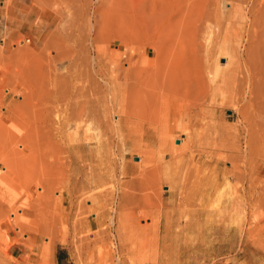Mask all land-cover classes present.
<instances>
[{
    "label": "rangeland",
    "instance_id": "1",
    "mask_svg": "<svg viewBox=\"0 0 264 264\" xmlns=\"http://www.w3.org/2000/svg\"><path fill=\"white\" fill-rule=\"evenodd\" d=\"M58 2L0 0V264H155L165 194L264 264V0Z\"/></svg>",
    "mask_w": 264,
    "mask_h": 264
},
{
    "label": "crops",
    "instance_id": "2",
    "mask_svg": "<svg viewBox=\"0 0 264 264\" xmlns=\"http://www.w3.org/2000/svg\"><path fill=\"white\" fill-rule=\"evenodd\" d=\"M139 185L142 186L143 183L139 182ZM140 201L146 205L147 199ZM179 201L175 194H165L156 220H141V224L134 222L140 239L145 241L143 245L140 242L138 247L129 250L136 260L148 253L155 264H202L216 258H229L230 264H258L242 255L244 248L241 229H228L226 225H215L212 228L204 219V210L184 209ZM143 231L149 232L143 235ZM221 236L223 240L219 239ZM127 261L128 259L118 260L112 254L106 255V259L102 261L93 250L90 264H129ZM56 264L76 263L69 251L62 250L56 253Z\"/></svg>",
    "mask_w": 264,
    "mask_h": 264
},
{
    "label": "bare ground",
    "instance_id": "3",
    "mask_svg": "<svg viewBox=\"0 0 264 264\" xmlns=\"http://www.w3.org/2000/svg\"><path fill=\"white\" fill-rule=\"evenodd\" d=\"M39 1H40V0H39ZM54 1H55V0H54ZM59 1H60V0H59ZM64 1H65V0H64ZM154 1H155V0H154ZM41 2H42V1H41ZM41 2L39 3V6H40ZM57 2H58V0H57ZM58 3L61 4V2H58ZM64 3H65V2H64ZM64 3L62 2L63 6H65ZM155 4H156V3H155ZM155 6H156V5H155ZM42 7H43V6H42ZM42 7H41V8H42ZM59 7H61V6H59ZM59 7H58V8H59ZM58 8H57V9H58ZM61 8H62V7H61ZM129 8H130V7H129ZM134 10H135V9H134ZM154 10H157V8L155 7ZM129 11H130V12H133V11H131L130 9H129ZM135 11H137V10H135ZM135 11H134V12H135ZM152 11H153V10H152ZM130 12H129V13L127 12V14H131ZM135 13H136V12H135ZM135 13H134V14L132 13L130 16H128V18H129V17H130V18L132 17V18L130 19V21H131L132 19L134 20L135 18H136V19L134 20V22L138 20V19H137L138 17H136V16H137V13H136V16H135V17L132 16V15H135ZM154 13L156 14V11H155ZM123 14H124V13H123ZM125 14H126V13H125ZM127 14H126V16H123V17H126V18H127ZM153 15H154V14H153ZM153 15H152V16H153ZM133 17H134V18H133ZM154 18H156V15L154 16ZM123 20H124V19H123ZM139 20H140V18H139ZM139 20H138V21H139ZM153 20H154V19H153ZM125 21H126V23L129 24V20H126V19H125ZM125 21H124V22H125ZM138 21H137V23H138ZM153 22H155V21H153ZM132 23H133V22L131 21V24H132ZM140 23H141V24H140ZM135 24H136V23H135ZM139 24H140V25L143 24V29H144V32H145V31L147 30L146 28H148L147 26L144 25L145 23H144L142 20H140V21H139ZM157 24H158V23H157ZM125 25H126V24H125ZM129 25H130V24H129ZM155 25H156V24H155ZM123 27H124V26H123ZM134 27H135V26H134ZM137 27H138V25H137ZM140 27H142V26H140ZM144 27H146V28H144ZM131 28H132V27H131ZM156 28H157L156 26H155V28H152V29H154V32H155V33H157V31H155V30H158L159 26H158L157 29H156ZM141 29H142V28H141ZM143 29H142L141 31H143ZM145 29H146V30H145ZM136 31H137V30H136ZM139 31H140V30H139ZM151 31H152V30H151ZM146 32H149V31L147 30ZM154 32L152 31V33H149V35L151 34V35L154 37V34H153ZM141 34H142V32H141ZM151 35L148 36V33H147V36L151 38V39H150V38H149V39H150L151 41H153ZM155 37H156L157 39L159 38L157 35H156ZM154 39H155V38H154ZM137 40H138V39H137ZM140 40H142V38H141ZM142 41H144V40H142ZM142 41L140 42L141 45H143ZM146 41H148V40L146 39ZM146 41H144V42H146ZM151 41L149 42L150 44L152 43ZM154 42H155V41H154ZM154 42H153V44L151 45V47L154 45V49L157 51V49H156V48H157V45H156V44H158V43H157L158 41L156 42V44H155ZM138 43H139V42H138ZM140 43H139V45H140ZM144 45H145V44H144ZM155 45H156V46H155ZM155 47H156V48H155ZM262 131H264V129H263ZM263 133H264V132H263ZM262 135H263V134H262ZM243 203H244V202H243ZM253 206H254V205H253ZM244 208H245V207H244Z\"/></svg>",
    "mask_w": 264,
    "mask_h": 264
},
{
    "label": "water",
    "instance_id": "4",
    "mask_svg": "<svg viewBox=\"0 0 264 264\" xmlns=\"http://www.w3.org/2000/svg\"><path fill=\"white\" fill-rule=\"evenodd\" d=\"M137 159H138V157H137Z\"/></svg>",
    "mask_w": 264,
    "mask_h": 264
}]
</instances>
